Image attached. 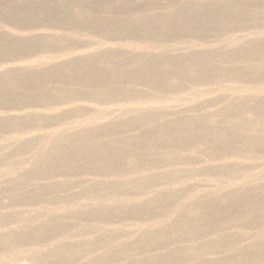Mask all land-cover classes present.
<instances>
[{
	"label": "bare ground",
	"instance_id": "6f19581e",
	"mask_svg": "<svg viewBox=\"0 0 264 264\" xmlns=\"http://www.w3.org/2000/svg\"><path fill=\"white\" fill-rule=\"evenodd\" d=\"M0 264H264V0H0Z\"/></svg>",
	"mask_w": 264,
	"mask_h": 264
},
{
	"label": "rangeland",
	"instance_id": "374dc122",
	"mask_svg": "<svg viewBox=\"0 0 264 264\" xmlns=\"http://www.w3.org/2000/svg\"><path fill=\"white\" fill-rule=\"evenodd\" d=\"M25 157H26V160H31V159H33V153H29ZM224 190L225 191L229 190V187H228L227 184L224 186ZM43 209H46L49 212L62 213V210L64 208L62 206L56 207V206L50 204L48 202V200H45L44 202L40 203L37 206H34L33 208H25V209H22L20 207H16L15 208V211H17V212H23V213H29V212H35V211H38L39 212V211H41ZM192 213L195 214V213H197V211L196 210H193ZM21 224L24 225V223H21ZM126 227L129 230H133L134 229V223L132 221H127L126 222ZM74 232H75L74 230L71 232L72 236L69 239L70 242H76L77 241V239L73 237ZM89 237L91 238L92 236H89ZM53 246H54V244H49L47 246V248H50V247H53Z\"/></svg>",
	"mask_w": 264,
	"mask_h": 264
}]
</instances>
